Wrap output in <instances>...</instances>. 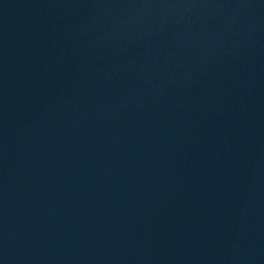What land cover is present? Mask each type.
I'll use <instances>...</instances> for the list:
<instances>
[{
  "label": "water",
  "instance_id": "water-1",
  "mask_svg": "<svg viewBox=\"0 0 264 264\" xmlns=\"http://www.w3.org/2000/svg\"><path fill=\"white\" fill-rule=\"evenodd\" d=\"M0 264H264V0H0Z\"/></svg>",
  "mask_w": 264,
  "mask_h": 264
}]
</instances>
